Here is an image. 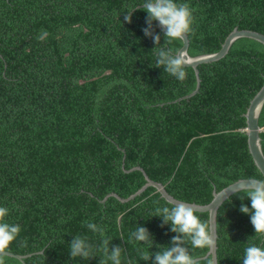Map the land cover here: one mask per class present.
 <instances>
[{"label":"trees","instance_id":"trees-1","mask_svg":"<svg viewBox=\"0 0 264 264\" xmlns=\"http://www.w3.org/2000/svg\"><path fill=\"white\" fill-rule=\"evenodd\" d=\"M176 2L192 9L191 55L217 51L235 26L264 33V0ZM143 3L0 0V207L21 228L8 251L26 255L27 264H99L103 238L123 248L121 264H151L140 253L170 245L177 234L153 215L174 205L154 187L128 201H101L110 192L127 197L145 182L122 163L200 204L239 178L264 180L248 151L244 117L264 81V45L237 38L222 58L197 65L199 90L178 99L195 88L194 71L185 66L181 82L155 67ZM133 7L131 23L124 22ZM153 29L162 47L156 21ZM181 44L167 47L176 53ZM258 123L264 153V104ZM242 203L251 209L239 190L217 209V264H242L250 243L264 246ZM195 214L207 221V212ZM137 226L148 229L151 247L129 242ZM77 235L93 245L94 257H69ZM188 247L195 256L207 251ZM6 264L23 263L7 255Z\"/></svg>","mask_w":264,"mask_h":264},{"label":"clouds","instance_id":"clouds-1","mask_svg":"<svg viewBox=\"0 0 264 264\" xmlns=\"http://www.w3.org/2000/svg\"><path fill=\"white\" fill-rule=\"evenodd\" d=\"M140 6L147 12V27L143 29L144 35L152 38L156 45L153 48L156 54L155 67L163 68L177 80L184 81L186 79L184 71L186 61L183 56L167 46L174 40L183 39L192 31V9L187 3H177L176 0H144ZM137 7L128 11V14L124 16V22L131 23L132 11ZM153 21H158L159 27L164 30L165 43L162 47H157V45H161L160 35L154 34ZM255 111L258 114L260 109L257 108ZM246 182V186L241 190L250 199L251 209L242 203L239 210L241 213L250 215V222L254 227L255 234L264 237V180L253 178ZM241 199L243 200L244 197L242 196ZM8 213L9 210L6 207H0V264H6L9 247L21 231L18 224H10L4 219ZM153 216L161 217L164 224H170L171 232L177 235L171 238L169 246L161 247L160 251L156 253L141 252L140 256L143 261L151 260V264H217L213 257L195 256L189 250L188 245L192 249H212L216 242L210 232L208 222L201 221L193 207L184 203H177L171 208L157 207ZM85 226L104 237L103 228L97 224L86 222ZM132 240L152 246L151 235L148 229L143 226H137L135 231L130 233L129 242ZM110 241L108 238H103L97 249L102 253L99 264H108L109 261L111 264H121L123 248L118 245L109 248ZM262 245H264V240H262ZM26 246V241H21V247ZM94 256L93 245L88 242L86 237L73 236L69 244L71 259L79 257L89 260ZM128 264H131V261ZM242 264H264V246L250 243L244 250Z\"/></svg>","mask_w":264,"mask_h":264},{"label":"water","instance_id":"water-1","mask_svg":"<svg viewBox=\"0 0 264 264\" xmlns=\"http://www.w3.org/2000/svg\"><path fill=\"white\" fill-rule=\"evenodd\" d=\"M156 25L158 29L164 33V30L161 27H159L158 21H156ZM240 37H247V38L256 40L264 45V33L256 31V30H252V29H246V28L239 29L236 26L226 35L220 48L214 52L191 55L188 53V45H189L188 35H186L183 39H181L182 44L178 48L176 53L183 56V58L186 61L185 66H189L193 69L194 75H195V88L190 93L182 97H179L178 99L190 97L199 90L200 77L198 74L197 65L201 63L215 61V60L222 58L228 52L231 44L237 38H240ZM263 104H264V81L262 85L259 87V89L255 92V94L250 99L249 104L244 112V117H245V122H246L245 134L247 137L248 151L252 157V160L255 166L260 171L264 179V153L262 150L261 137L259 134L261 131V127L259 126V123H258L259 115L262 110ZM257 108L260 109L258 114L255 111ZM123 160H124V156H123ZM122 168L125 172H129L133 170H140L144 176L145 182L135 192L131 193L127 197H121L115 192H110L107 195H105L101 201L105 200L109 196H114L115 198H117L118 200L122 202L128 201L130 199H133L136 195L140 194L146 187L152 186L156 189V191L160 194L161 197H163L167 202L171 203L172 205H175L177 203H184L186 205L193 207L195 211L207 212L208 213L207 222L209 224L210 232L213 238L215 239V241L217 238L216 216H217L218 207L232 193L243 189L246 186V183H247L246 181H248L249 179H253V178H239L229 183L228 185H226L225 187L221 188L218 191L213 189L211 200L208 203L200 204L196 202H188V201L180 200L174 197L172 194H170L165 189L164 185L161 182L151 179L147 175V173L144 171V169L139 165H135L129 169H125L122 163ZM254 179H257V178H254ZM216 248H217V245L215 242V247L212 249H207L206 253L202 255V257H205V258H207L208 256L210 258L213 257V260H216L217 262ZM8 255L19 259L23 264H27L23 260V258L26 255L17 254L11 251H8Z\"/></svg>","mask_w":264,"mask_h":264}]
</instances>
